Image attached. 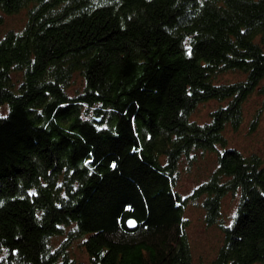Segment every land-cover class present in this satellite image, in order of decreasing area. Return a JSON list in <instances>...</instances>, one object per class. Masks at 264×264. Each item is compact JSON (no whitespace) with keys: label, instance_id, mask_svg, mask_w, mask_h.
<instances>
[{"label":"trees","instance_id":"1","mask_svg":"<svg viewBox=\"0 0 264 264\" xmlns=\"http://www.w3.org/2000/svg\"><path fill=\"white\" fill-rule=\"evenodd\" d=\"M263 78L264 0H0V264H206L188 196L224 231L209 264L264 262V154L225 133Z\"/></svg>","mask_w":264,"mask_h":264},{"label":"rangeland","instance_id":"2","mask_svg":"<svg viewBox=\"0 0 264 264\" xmlns=\"http://www.w3.org/2000/svg\"><path fill=\"white\" fill-rule=\"evenodd\" d=\"M8 17V21L12 25H18L22 21L20 14ZM262 82H264V78ZM219 103L220 100L215 98L202 101L193 112V116L199 121H206L210 119L211 111ZM263 104L264 93L259 92V90L253 91L245 102V118L240 126L235 128L232 125H227L225 128L230 145L238 146L246 152L257 150L264 154V108L259 119L255 122L252 121L256 110ZM196 154L192 162L186 157L180 161L177 188L184 194L191 193L201 180L208 177L217 164V153L215 152L199 149ZM239 197L240 192L232 190L228 191L223 197L221 206L223 219H231L236 210ZM202 199L203 196H188L185 214L189 218V223L186 229L195 260L202 259L206 264H209L216 256L223 241L224 231L217 221L214 223L207 222L205 218L206 208L202 204ZM81 255H84V253ZM254 264H264V262L258 261Z\"/></svg>","mask_w":264,"mask_h":264},{"label":"water","instance_id":"3","mask_svg":"<svg viewBox=\"0 0 264 264\" xmlns=\"http://www.w3.org/2000/svg\"><path fill=\"white\" fill-rule=\"evenodd\" d=\"M135 220L136 219L134 217L129 218V224H130V226H133V225L136 224V221Z\"/></svg>","mask_w":264,"mask_h":264}]
</instances>
